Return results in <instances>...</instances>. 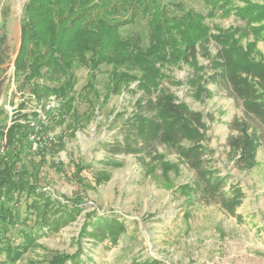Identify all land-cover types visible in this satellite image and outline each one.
Here are the masks:
<instances>
[{
  "label": "rangeland",
  "instance_id": "1",
  "mask_svg": "<svg viewBox=\"0 0 264 264\" xmlns=\"http://www.w3.org/2000/svg\"><path fill=\"white\" fill-rule=\"evenodd\" d=\"M162 1H181L195 10L208 12L203 0ZM234 1L239 5L244 2ZM25 2L0 0V25L7 30L0 46V60H3L0 123L9 125L18 119L21 123L30 120L33 125L34 121L42 120L46 125L52 120L47 117V110L59 106L61 98L54 95L38 103L28 87L20 88L14 76ZM207 22L222 27L244 24L233 13L219 14ZM143 23L124 33L141 30ZM4 29L0 28V37ZM208 47L211 53H216L214 41ZM257 49L264 59L263 41L257 42ZM198 60L205 75L201 83L206 89L202 95L197 97L198 85L189 84L194 69L186 63L164 68L167 77L160 88L174 93L177 102H185L190 109L203 114L207 129L202 143L208 148L202 165L216 171V176L226 177L218 192L211 194L205 190L207 177H201L199 170L175 147L160 140L145 145L134 130L128 131L136 109L153 116L147 101H156L158 90L144 95V90L138 88L139 82L133 81L112 92L110 65L102 64L93 76L90 67L75 62L74 110L48 132L33 134L35 140L41 138L49 148L46 162H39L43 154L33 148L25 150L23 160L26 168L29 167L27 172L40 167L39 186L60 201L78 202L82 212L59 231L41 234L38 245L13 264H46L45 259L53 252L72 254L79 246L83 248L82 258H89L88 264H135L145 259H158L162 264H264V124L245 110L225 79L209 78L214 70L208 56L199 53ZM90 81L94 87L89 90L86 86ZM139 101L142 108L137 106ZM33 111L40 114L36 120ZM241 127L249 134L258 135L255 164L250 169L242 159V150L229 145V137L241 134ZM129 133L133 150L124 148L129 146L126 144ZM182 144L189 142L183 140ZM54 162L61 168H55ZM163 162L177 164L178 169H165ZM77 168L80 172L75 175ZM97 177H101L99 181L95 180ZM187 184L185 192L183 186ZM234 187L244 191L235 214L223 204ZM26 199L25 195L21 197L22 202ZM92 210L104 215L116 214L125 223L126 229L116 244L96 243L89 237L79 239L85 213ZM4 259V254L0 255V264Z\"/></svg>",
  "mask_w": 264,
  "mask_h": 264
},
{
  "label": "trees",
  "instance_id": "2",
  "mask_svg": "<svg viewBox=\"0 0 264 264\" xmlns=\"http://www.w3.org/2000/svg\"><path fill=\"white\" fill-rule=\"evenodd\" d=\"M203 1L208 6L207 13L188 7L181 1L26 0L14 76L18 78L20 88L28 87L38 103H44L55 95L61 98V104L47 110V117L52 118L50 124L44 125L42 120H36L40 116L38 111H33L36 120L33 125L30 120L21 123L18 119L9 125L0 123V255L5 256L2 264L17 262L38 245L41 234L59 231L82 212L78 202L60 201L39 186L37 174L40 167L27 172L29 167L26 168L23 160L25 150L32 149L33 134L48 132L63 123L74 110L75 62L90 67L93 76L102 64L110 65L112 92L120 91L123 84L127 86L133 81L139 82L138 88L144 90V95L158 90L156 101H147L153 116L148 117L136 109L135 118L127 130H134L132 132L145 145L160 140L175 147L199 170L201 177H207L205 190L211 194L218 192L226 177L216 176V171L202 165L208 148L202 143L207 129L203 114L190 109L185 102H177L175 94L161 89L160 84L167 77L164 68L170 64L186 63L194 69L189 84L198 85L197 97L202 95L206 88L201 83L205 77L204 72L202 74L204 67L198 60L201 53L210 58V66L214 70L209 78L212 81L218 76L225 79L245 110L264 124V59L257 49V42H264V0H243L242 5L234 0ZM231 13L244 24L222 27L207 22L208 18ZM142 21L144 29L124 33ZM0 28L5 27L0 25ZM6 37L7 30L4 29L0 46ZM210 41L217 46L215 54L209 50ZM87 84L89 90L94 87L93 81ZM137 106L141 107L140 101ZM239 130L241 134L229 137V145L242 150V159L250 169L255 164L258 135L249 134L242 127ZM128 135L126 144L129 146L124 148L133 150L135 147L130 142V133ZM40 140L36 139V150L43 154L39 162L44 163L49 148L45 141ZM183 140L189 144H182ZM58 164L54 162L53 166L60 169ZM162 164L168 170L178 169L177 164ZM77 169L75 175L86 167ZM188 187V184L184 185L183 191H188ZM229 194L223 204L235 214L244 191L234 187ZM23 195L27 198L24 202L21 200ZM85 218L79 239L89 237L96 243L109 241L116 244L126 229L116 214L104 215L92 210L85 213ZM82 253L83 248L79 246L72 254L53 252L45 261L46 264H67L68 261L71 264H88L89 258L84 260ZM135 264L162 263L158 259H145Z\"/></svg>",
  "mask_w": 264,
  "mask_h": 264
},
{
  "label": "built area",
  "instance_id": "3",
  "mask_svg": "<svg viewBox=\"0 0 264 264\" xmlns=\"http://www.w3.org/2000/svg\"><path fill=\"white\" fill-rule=\"evenodd\" d=\"M34 137H35V136H34ZM31 138L34 139V138H33V135L31 136ZM37 143H38V142L34 139L33 146H32L33 149H36V148H37Z\"/></svg>",
  "mask_w": 264,
  "mask_h": 264
}]
</instances>
